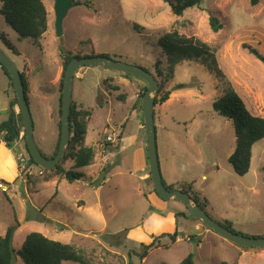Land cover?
I'll return each instance as SVG.
<instances>
[{
	"label": "rangeland",
	"instance_id": "1",
	"mask_svg": "<svg viewBox=\"0 0 264 264\" xmlns=\"http://www.w3.org/2000/svg\"><path fill=\"white\" fill-rule=\"evenodd\" d=\"M75 1L82 3L69 9L59 36L55 0H45L49 27L42 48L20 37L0 15V32L18 53L6 48L2 40L0 45L24 73L34 137L45 155L53 154L58 141L61 49L106 54L154 74L157 60L162 59L159 71L165 78L168 63L158 38L164 31L177 29L215 48L226 81L264 115V62L254 51L264 56V0L256 5L250 0H199L181 16L173 13L167 0ZM211 15L223 25L218 32L211 28ZM78 71L72 96L92 110L85 144L95 149L94 161L77 168L84 173L82 179L69 182L63 178L58 183V177L44 181V174H17L16 163L7 160L0 176L8 186L7 192L0 188V235L13 226L12 241L18 251L27 234L41 232L84 250L97 264H179L189 253L196 264L234 260L264 264V249H243L226 240L193 219L182 201L156 196L159 206H155L144 196L147 186L139 180L142 152L148 171L150 164L147 140L143 145L134 140L137 113L144 120L143 109L132 110L137 84L119 71L98 66H82ZM109 78L126 93L124 100L118 99L119 91L107 87ZM166 84L175 97L155 105L163 180L169 183L172 177L178 181L175 185L191 184L206 198L205 209L212 218L246 236L264 237V138L253 145L249 171L237 174L228 161L236 146L234 122L212 105L225 82L206 64L186 60L175 66ZM10 94L9 78L0 67L1 106L9 107ZM128 118L121 141L119 128ZM116 134L118 141L107 142V135ZM113 148L119 152H112ZM21 150L26 151L23 139L14 147L15 158ZM1 156L6 159L10 154L2 149ZM72 166V160L66 161V168ZM28 201L38 210L34 218L26 210ZM175 232L179 239L171 243ZM153 241L162 245L142 260L144 246ZM168 243L169 248L163 246ZM13 264L25 263L17 254ZM62 264L79 263L66 260Z\"/></svg>",
	"mask_w": 264,
	"mask_h": 264
},
{
	"label": "trees",
	"instance_id": "2",
	"mask_svg": "<svg viewBox=\"0 0 264 264\" xmlns=\"http://www.w3.org/2000/svg\"><path fill=\"white\" fill-rule=\"evenodd\" d=\"M73 1L76 3V5L82 3L75 0ZM167 2L170 4L173 13L175 15L181 16L188 7L193 6L195 4L196 0H167ZM250 2L252 5H256L259 0H250ZM1 3L2 6L0 7V15L4 17L6 22L12 26V28L19 34L20 37L28 38L33 44L42 48V41L49 27L48 11L45 5V0H1ZM210 25L212 30H214L215 32H218L223 27L219 19L214 15L210 16ZM0 40L3 41L6 48L18 53V50L15 48L14 44L10 41V39L5 33H0ZM158 44L161 46L163 53L166 55V60L168 63V75L163 78V74L159 71V65L162 63V59H158L155 64V74L152 73L158 80L160 86L158 93L156 94L155 105H157L158 103L163 104L169 99L171 91L166 89V83L169 79L173 77L175 66L178 63H182L186 60H195L206 64L209 71L215 72V74L225 82V87L223 88L221 94L218 95L217 98L213 101L212 105L216 112L226 118L233 120L234 122L236 133V146L234 152L228 158V161L237 174L241 176L245 175L251 167L253 145L257 141L264 138V115L259 114L257 109L254 108V105L249 104V102L246 100V97L239 93L237 89H235L230 83L226 81L225 76L217 62L216 49L211 47L207 42L195 36H187L185 34H181L177 29H173L161 33L158 38ZM94 55L108 56L106 54H86L82 53L81 51L76 52L70 49H61L60 51V57L64 69L58 85L60 91L58 109L59 137L57 141V148L53 152V154L47 156L43 153L48 158H52L55 156L60 143L62 89L64 82V74L67 65L74 57L82 58ZM0 65L1 68L7 74L10 86L12 88L13 93L15 94L13 80L9 72L1 63ZM143 68L147 71H150L146 67ZM77 71L78 69L76 70V72ZM121 73L127 77H133L137 79L140 78L129 73ZM21 74L27 93L28 85L24 73L21 72ZM142 80L141 81L145 84V88L141 93V99L149 86L144 79ZM105 82L109 89L119 91L117 95L118 99H125L126 93L120 91V86L116 83H111L113 82V78H109L105 80ZM17 104L18 103L16 101L12 102V108ZM91 115L92 110L89 108H83L73 99L72 96V107L70 114V145L65 156L61 159V161L57 164L54 169H45V173L43 175L44 181H49L55 176H57L59 179L65 178L69 182H74L83 178L84 173L82 171L77 170V168L91 165L96 155L95 149L85 144L88 122ZM19 118L21 120V123L19 122ZM22 132H25V126L21 112L16 114L15 111L12 109L9 114V117L6 120L0 122V142L4 141L7 147L12 149L14 148L17 141L23 139L25 149L30 156V162L32 164L37 165L28 150L25 134L21 138ZM68 160L73 161V166L69 169L65 167V163ZM28 179H30V177ZM164 183L169 190L180 189L190 194V196L206 211V198L202 197V193L200 191L194 190L191 184H188L187 186H182L168 185L165 181ZM154 192L160 199H162L155 189ZM193 219L200 221L196 218ZM219 223H221L229 230L237 232L231 226H229L227 222ZM13 232L14 227L10 226L7 228L4 235H0V264H13V261L17 254L21 257L25 264H62L63 261L66 260L74 261L79 264H97L90 258V256L87 255L84 250L77 249V247L71 244L53 240L41 232H30L29 234H27L22 247L17 251L13 246ZM177 239L178 233L175 232L172 235L171 243L176 242ZM171 243L164 244L163 246L169 248L171 246ZM161 245L162 244L160 242L156 241L145 245L144 250L141 253L142 260L149 254V251L151 249L156 247L158 248ZM241 247L243 249H264L255 247ZM179 264H196L194 255L192 253H189L181 260ZM219 264L239 263L238 261L234 260L232 262L221 261L219 262Z\"/></svg>",
	"mask_w": 264,
	"mask_h": 264
},
{
	"label": "water",
	"instance_id": "3",
	"mask_svg": "<svg viewBox=\"0 0 264 264\" xmlns=\"http://www.w3.org/2000/svg\"><path fill=\"white\" fill-rule=\"evenodd\" d=\"M199 0H196L198 2ZM195 2V3H196ZM76 5L73 0H55V26L59 36L63 34V20L69 9ZM257 57L264 62V56L255 51ZM0 63L7 69L15 88L16 98L19 112H21L24 126L25 139L30 155L35 162L44 169H54L61 159L65 156L71 139V107L73 82L76 70L82 66H98L108 70H116L125 72L144 79L148 83V89L144 93L142 99V108L144 113V122L147 136L148 159L150 164L151 179L154 189L163 200L178 199L187 207L192 218L199 219L208 228L222 236L228 241L248 248H264V237L246 236L229 230L217 220L212 218L191 196L190 194L180 190H169L164 181L159 161L157 146V131L155 124V98L159 90V82L150 71L143 67L128 62L113 59L108 56L94 55L86 57H74L67 65L64 74V82L62 89V112H61V137L58 151L54 157H46L39 149L34 137V121L30 110L27 93L24 86L23 77L16 62L6 53L0 45ZM26 210L32 218L36 217L38 210L31 202L26 203Z\"/></svg>",
	"mask_w": 264,
	"mask_h": 264
},
{
	"label": "crops",
	"instance_id": "4",
	"mask_svg": "<svg viewBox=\"0 0 264 264\" xmlns=\"http://www.w3.org/2000/svg\"><path fill=\"white\" fill-rule=\"evenodd\" d=\"M6 21V20H5ZM5 23H7V22H5ZM8 24V23H7ZM1 33V32H0ZM45 37V36H44ZM62 64V63H61ZM63 65V64H62ZM63 72V66H62V68H61V73ZM78 73H77V76L78 77H80V72L79 71H77ZM62 75V74H61ZM74 79H75V77H74ZM79 79H81V78H79ZM113 80H114V78H113ZM127 81H134L136 84H137V88H136V90H135V98H136V100H135V102H134V104H133V106H132V110L133 111H135L136 109H138V108H140V109H143L142 108V99H143V97H142V99H141V93L143 92V90H144V88H145V84L141 81V80H139V79H137V78H133V77H127ZM58 86V85H57ZM73 86H74V82H73ZM11 87V86H10ZM221 94V93H220ZM219 94V95H220ZM16 94H10V95H8V97H9V107H7L6 108V105H4V106H1L0 105V122L1 121H3V120H6L8 117H9V114H10V112H11V110L13 109L14 111H15V113L16 114H18L19 113V108H18V104L17 105H15L13 108H12V102H14L15 101V98H16V96H15ZM173 97H175V94L173 95L172 93L170 94V97H169V99L166 101V102H164V103H168V102H171V100H172V98ZM79 105H83V104H81V102H79L78 100L76 101ZM141 105V106H140ZM257 108V107H256ZM135 118L137 119V134H136V136H134V140L135 141H140L141 143H142V145H143V141H145V140H147V136H146V130H145V122H144V120H142L141 119V117H140V115H138V113H137V115L135 116ZM128 120H129V118L125 121V122H123V123H121V125H120V128H119V130L121 131L120 132V134H121V141H122V136H123V134H124V131H125V129H126V125H127V122H128ZM58 137H59V134H58ZM20 141L21 140H19V141H17L16 142V144H15V146L16 145H18L19 143H20ZM157 144H158V140H157ZM14 146V147H15ZM56 148H57V145H56V147H55V150H56ZM2 149H6L7 151H8V153L10 154V156H8L6 159H3V156H1L0 157V176L2 175V176H4V172H2V170H1V168L3 169H5V167H6V164H7V160H9V161H13V163L15 164L16 163V160H15V156L13 155V151H14V148H12V149H10V148H7V145H6V143L4 142V141H1L0 142V151L2 150ZM54 150V151H55ZM119 149L118 148H113V150H112V152H119L118 151ZM53 151V152H54ZM159 151V150H158ZM158 154H159V152H158ZM141 157H142V159H141V162L139 163V170H140V176H139V180L140 181H142V182H144L145 184H146V189H145V191H144V196H146L147 197V199L152 203V204H154L155 206H159V202H158V200H157V198L158 199H160L157 195H156V193L154 192V186H153V183L151 182L152 180L150 179V176H151V173H150V171H148V166H147V161H146V158H145V156H144V152H142L141 153ZM13 158V159H12ZM15 161V162H14ZM159 161H160V155H159ZM16 166V165H15ZM160 166H161V170H162V165H161V162H160ZM162 172V171H161ZM18 174V173H17ZM16 174V175H17ZM163 175V174H162ZM163 176H165V175H163ZM55 177H57V176H55ZM7 180H11V179H9V178H7V177H5ZM105 180H107V178H105ZM165 180V179H164ZM168 180H169V183H167L168 185H175L174 183H177L178 181H175V179H173L172 177H170V178H168ZM61 181V179H59L58 178V183ZM156 196H157V198H156ZM81 206V205H80ZM187 217V216H186ZM178 239H179V237H178ZM243 254V252L242 253H240V255H242Z\"/></svg>",
	"mask_w": 264,
	"mask_h": 264
},
{
	"label": "built area",
	"instance_id": "5",
	"mask_svg": "<svg viewBox=\"0 0 264 264\" xmlns=\"http://www.w3.org/2000/svg\"><path fill=\"white\" fill-rule=\"evenodd\" d=\"M1 67V65H0ZM23 136V133H21V138ZM121 137V136H120ZM107 142H116L119 140V134L116 135H107L106 136ZM16 167H17V173L20 174V172L26 174L27 176H31L34 174L37 175H43L45 173V169L38 164H32L30 162V156L27 151L21 150L18 152L16 158ZM0 188L3 192L8 191V186L3 182L0 181Z\"/></svg>",
	"mask_w": 264,
	"mask_h": 264
}]
</instances>
